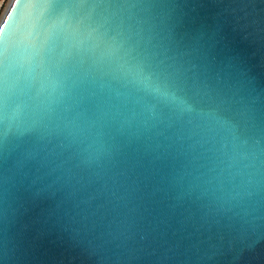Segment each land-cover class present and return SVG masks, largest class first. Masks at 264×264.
Returning a JSON list of instances; mask_svg holds the SVG:
<instances>
[{
    "label": "water",
    "instance_id": "95a60500",
    "mask_svg": "<svg viewBox=\"0 0 264 264\" xmlns=\"http://www.w3.org/2000/svg\"><path fill=\"white\" fill-rule=\"evenodd\" d=\"M0 264H264V0L10 2Z\"/></svg>",
    "mask_w": 264,
    "mask_h": 264
},
{
    "label": "rangeland",
    "instance_id": "374dc122",
    "mask_svg": "<svg viewBox=\"0 0 264 264\" xmlns=\"http://www.w3.org/2000/svg\"><path fill=\"white\" fill-rule=\"evenodd\" d=\"M13 0H0V24L3 19V16H5L7 9L10 5V2Z\"/></svg>",
    "mask_w": 264,
    "mask_h": 264
}]
</instances>
